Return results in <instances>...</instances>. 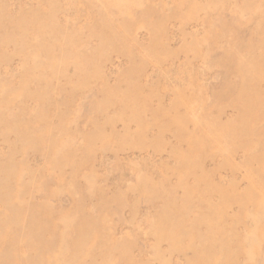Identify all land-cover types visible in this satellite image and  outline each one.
<instances>
[{
  "label": "rangeland",
  "instance_id": "rangeland-1",
  "mask_svg": "<svg viewBox=\"0 0 264 264\" xmlns=\"http://www.w3.org/2000/svg\"><path fill=\"white\" fill-rule=\"evenodd\" d=\"M264 264V0H0V264Z\"/></svg>",
  "mask_w": 264,
  "mask_h": 264
},
{
  "label": "bare ground",
  "instance_id": "bare-ground-1",
  "mask_svg": "<svg viewBox=\"0 0 264 264\" xmlns=\"http://www.w3.org/2000/svg\"><path fill=\"white\" fill-rule=\"evenodd\" d=\"M9 264H13V260L8 262Z\"/></svg>",
  "mask_w": 264,
  "mask_h": 264
}]
</instances>
